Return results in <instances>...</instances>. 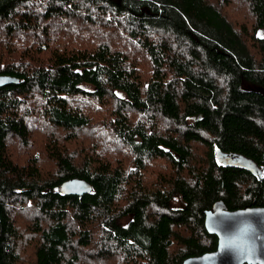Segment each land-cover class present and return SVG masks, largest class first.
Masks as SVG:
<instances>
[{
    "label": "trees",
    "instance_id": "obj_1",
    "mask_svg": "<svg viewBox=\"0 0 264 264\" xmlns=\"http://www.w3.org/2000/svg\"><path fill=\"white\" fill-rule=\"evenodd\" d=\"M0 74V264H183L264 206V0H0Z\"/></svg>",
    "mask_w": 264,
    "mask_h": 264
},
{
    "label": "water",
    "instance_id": "obj_2",
    "mask_svg": "<svg viewBox=\"0 0 264 264\" xmlns=\"http://www.w3.org/2000/svg\"><path fill=\"white\" fill-rule=\"evenodd\" d=\"M15 76L0 74V87L17 83ZM225 165L240 166L256 171L257 166L240 154H220ZM62 194L80 198L92 191V185L81 177L63 181ZM206 230L217 237L214 250L191 256L183 264H264V206H245L228 209L222 200L205 211Z\"/></svg>",
    "mask_w": 264,
    "mask_h": 264
},
{
    "label": "rangeland",
    "instance_id": "obj_3",
    "mask_svg": "<svg viewBox=\"0 0 264 264\" xmlns=\"http://www.w3.org/2000/svg\"><path fill=\"white\" fill-rule=\"evenodd\" d=\"M1 26H3V25H1ZM51 26H55V25H51ZM52 29V28H51ZM40 36V35H39ZM41 37V36H40ZM29 38V39H28ZM50 38H52V37H50ZM29 40V41H28ZM33 40H36V39H34L33 38V34H31L30 33V35L26 38V39H24V40H20L21 41V43H25V41H28V42H30V41H33ZM3 42L4 43H6L4 40H3ZM36 122H37V120L35 119V118H29L28 119V123H30V124H36ZM183 205V203H182V201H181V199L179 198V197H177V198H175L174 200H173V206L174 207H180V206H182Z\"/></svg>",
    "mask_w": 264,
    "mask_h": 264
}]
</instances>
